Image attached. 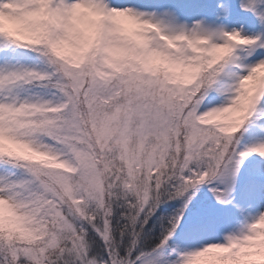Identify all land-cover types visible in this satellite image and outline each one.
Segmentation results:
<instances>
[{"label": "snow or ice", "instance_id": "6c2138e0", "mask_svg": "<svg viewBox=\"0 0 264 264\" xmlns=\"http://www.w3.org/2000/svg\"><path fill=\"white\" fill-rule=\"evenodd\" d=\"M0 264H264V0H0Z\"/></svg>", "mask_w": 264, "mask_h": 264}]
</instances>
